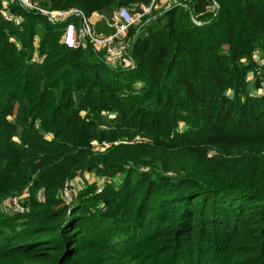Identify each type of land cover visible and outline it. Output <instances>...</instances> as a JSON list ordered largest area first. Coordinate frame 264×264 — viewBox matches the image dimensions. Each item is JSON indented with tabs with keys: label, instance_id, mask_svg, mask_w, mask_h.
<instances>
[{
	"label": "trees",
	"instance_id": "1",
	"mask_svg": "<svg viewBox=\"0 0 264 264\" xmlns=\"http://www.w3.org/2000/svg\"><path fill=\"white\" fill-rule=\"evenodd\" d=\"M43 1L108 16L150 0ZM13 10L21 25L0 0V198L45 201L0 210V264H264V0H176L120 61ZM77 171L112 181L65 205Z\"/></svg>",
	"mask_w": 264,
	"mask_h": 264
},
{
	"label": "built area",
	"instance_id": "2",
	"mask_svg": "<svg viewBox=\"0 0 264 264\" xmlns=\"http://www.w3.org/2000/svg\"><path fill=\"white\" fill-rule=\"evenodd\" d=\"M163 0H150L149 2H138L133 4L134 8L129 6H120L110 15L94 12L88 15L83 9L78 7H68L54 9L39 0H1L2 13L7 21L21 25L24 17L13 10V6L20 7L40 13L46 16L52 23H64L60 42L70 48L85 46L88 42L92 43L99 51H104L110 61L125 60L129 56L130 42L127 39L128 33L133 26H137L143 20L158 9ZM136 9V10H135ZM112 29L106 33L98 29L100 23ZM19 45V43H17ZM133 63V60H130ZM134 64V63H133ZM254 76L253 73L250 77ZM38 127V125H37ZM102 144H107L103 142ZM102 144L96 142L99 147ZM98 184V192L103 191L104 185L110 183L112 179L102 178ZM28 190V188L26 189ZM81 187L75 181L66 180L62 189V198L71 202L79 194ZM14 211L23 212L25 207L19 201V197L12 199Z\"/></svg>",
	"mask_w": 264,
	"mask_h": 264
},
{
	"label": "rangeland",
	"instance_id": "3",
	"mask_svg": "<svg viewBox=\"0 0 264 264\" xmlns=\"http://www.w3.org/2000/svg\"><path fill=\"white\" fill-rule=\"evenodd\" d=\"M40 1V3L42 2H44L43 0H39ZM45 3V2H44ZM43 3V4H44ZM45 5V4H44ZM129 7L130 8H134V5H129ZM160 9V7L157 9V10H159ZM161 9H163L162 7H161ZM161 9L159 10V11H161ZM136 10V9H135ZM156 10H154V12H155ZM153 12V13H154ZM152 13V14H153ZM157 13H159V12H157ZM151 14V15H152ZM49 20V19H48ZM98 29L99 30H101V31H104V32H106V33H109V32H111L112 31V29L111 28H109V27H107L106 25H105V22H103V23H100L99 25H98ZM39 36H37L36 38H35V45H36V47H38L39 46ZM17 47H19V48H21V44L19 43V45H17ZM253 59H254V62L257 64V65H262V64H264V50H262V49H258L257 51H256V56H254L253 57ZM33 60H37V61H39V62H42L43 61V59L42 58H40L37 54H35L34 55V59ZM250 78H253L252 77V75H251V77ZM10 119H13V118H10ZM47 137L49 138V140H51L52 138H53V134L52 133H48L47 134ZM14 139L15 140H19V137L18 136H15L14 137ZM135 141L136 142H142V141H147L145 138H138L137 137V139H135ZM95 145H96V143H95ZM103 146H101V147H99L98 145H96L95 147V150H97V151H104L108 146H110L111 145V143H107V144H102ZM214 152H211V154H213ZM122 176V175H121ZM37 176H36V174L34 175V179L36 178ZM111 179V178H110ZM67 180H72V181H75L76 182V184L78 185V186H80L81 187V190L82 189H84L85 187H86V185L87 184H89L90 182H93V181H98L99 180V182L100 181H102L101 180V178H98L97 176H95V174H93V173H88V172H82V171H77V173L74 175V176H72V177H70V178H67ZM33 184V182H30L29 183V185H32ZM99 184V183H98ZM64 186V185H63ZM29 187H31V186H26V187H24V188H22V189H20V190H17L15 193H13V194H11V195H8L7 197H4V198H0V210L1 211H5V212H8V213H11V214H14V213H24L25 211H28L30 208H31V206H32V201H33V199L34 198H36V200H38L39 202H44L45 201V194H44V189H43V187H40L39 189H37V190H33L32 191V189H29ZM28 188V190H26ZM62 189H63V187L62 188H60V190H59V194H57V196L58 197H60V199L62 198ZM81 190L79 191V194H80V192H81ZM79 194H78V196H79ZM77 196V197H78ZM14 197H19V201L21 202V204L25 207V210L22 212H16V211H14V206H13V204H12V199L14 198ZM76 197V198H77ZM76 198H74V200L73 201H71V202H67V201H64L63 200V203L65 204V205H71V203H73L75 200H76Z\"/></svg>",
	"mask_w": 264,
	"mask_h": 264
},
{
	"label": "crops",
	"instance_id": "4",
	"mask_svg": "<svg viewBox=\"0 0 264 264\" xmlns=\"http://www.w3.org/2000/svg\"><path fill=\"white\" fill-rule=\"evenodd\" d=\"M176 0H163L160 7L165 8L171 4H173Z\"/></svg>",
	"mask_w": 264,
	"mask_h": 264
},
{
	"label": "water",
	"instance_id": "5",
	"mask_svg": "<svg viewBox=\"0 0 264 264\" xmlns=\"http://www.w3.org/2000/svg\"><path fill=\"white\" fill-rule=\"evenodd\" d=\"M186 2H190L191 0H185Z\"/></svg>",
	"mask_w": 264,
	"mask_h": 264
}]
</instances>
